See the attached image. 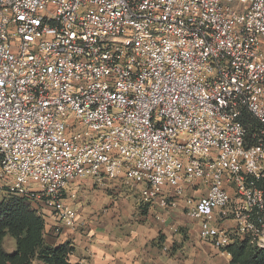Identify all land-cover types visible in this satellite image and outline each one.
<instances>
[{
  "label": "built area",
  "instance_id": "1",
  "mask_svg": "<svg viewBox=\"0 0 264 264\" xmlns=\"http://www.w3.org/2000/svg\"><path fill=\"white\" fill-rule=\"evenodd\" d=\"M204 3L81 0L62 7L61 0H0V141L7 145L0 148V178L5 186L31 203H43L73 227L76 210L66 195L85 178L142 185L145 203L167 191L180 198L184 187L204 185L203 197L185 199L187 215L201 222L202 239L227 255V247L240 240L264 249V0ZM37 19L39 24L31 23ZM73 32L76 38L65 43ZM66 60L68 75L81 77L72 76V83H82L93 96L99 91L89 88L93 82L119 95L117 84L135 87L151 73L146 85L170 90L155 111L175 99L177 114L188 126H180L175 137L160 135L169 125L150 113L160 139L148 141L140 131L131 136L136 123L129 118L139 106L135 93L124 97L129 111L122 121L115 119V105L105 107L111 123L77 113L81 93H66L72 101L60 99L59 87L50 83L57 72L45 71V65L58 69ZM100 69L108 71L95 80L93 70ZM124 72L127 77L117 74ZM41 101L48 104L43 111L37 107ZM84 108L99 110L96 104ZM244 111L259 123L252 135L241 120ZM126 126L129 131L122 132ZM162 199L163 207L173 203ZM36 212L41 215V209ZM224 217L235 220L234 230L221 228Z\"/></svg>",
  "mask_w": 264,
  "mask_h": 264
},
{
  "label": "crops",
  "instance_id": "2",
  "mask_svg": "<svg viewBox=\"0 0 264 264\" xmlns=\"http://www.w3.org/2000/svg\"><path fill=\"white\" fill-rule=\"evenodd\" d=\"M142 185H128L122 178L97 182L85 178L68 189L66 203L76 210V222L67 227L43 203L45 239L53 246L70 243L72 264H230L231 255L223 254L200 235L201 222L187 215L185 199L203 197L207 188L184 187V196L172 192L145 203ZM233 195V190L229 189ZM162 197L171 200L161 205ZM225 231L236 228L232 218L219 222ZM16 241L7 236L4 247ZM14 251V250H11ZM16 251V250H15Z\"/></svg>",
  "mask_w": 264,
  "mask_h": 264
},
{
  "label": "snow or ice",
  "instance_id": "3",
  "mask_svg": "<svg viewBox=\"0 0 264 264\" xmlns=\"http://www.w3.org/2000/svg\"><path fill=\"white\" fill-rule=\"evenodd\" d=\"M119 2V0H118ZM146 2V0H145ZM222 0H205L204 6L210 7L214 4H220ZM223 2L226 4L227 0H223ZM81 0H72V3H69L68 0H61V5L72 7L73 4H80ZM116 6V5H112ZM19 19L23 20L24 17L20 16ZM32 24H39L40 21L33 20L31 21ZM25 40H31L32 37L30 35H25L23 37ZM69 38H76V33H70L68 37L64 38V42L67 43ZM83 39L87 40L88 37L85 36ZM27 47V46H25ZM32 57L29 56V59ZM67 60L60 65L58 69H55L54 66L45 65V71L47 73H53L54 71L57 72L56 75L51 76L50 83L53 84V86L59 87V93H60V99L64 100L65 102L72 101V97L66 93H71L72 91H79L83 97V100L81 103L75 104V111L77 113H83L84 115L88 116L89 119H91L93 116H97L100 120L106 121L108 123L112 122L113 117L109 116L108 113L105 111V107L115 105L116 112H115V119L118 121L124 120V117L128 115L129 109L125 108L124 105L126 103L125 101V95H131L132 93H135L134 99L138 102V107L136 108V111L134 112L133 116L130 117V120H134L136 123V127L131 129L129 134L131 136L136 135L137 131L143 132V136L147 138L148 141L152 140H159L160 136H157L153 131V125L150 121V113H153L158 119L160 120H166L169 127L166 129L165 133H161L160 135H166L167 132H170L173 137L177 135V132L181 130L180 126H183L186 128L188 124L184 122V120L181 118L180 115L177 114V108H176V100L173 99L169 102L167 108H162L160 112H156L155 109L157 107H161L162 101L164 100L165 93L170 94V90L165 85L163 90H160L159 88H152V85L145 84L144 81H146L149 76H151V73H148L147 76L141 77V82L138 83L135 87L132 86L131 82H129L128 87H125L123 84H117V88L120 92L119 95H109L107 92L104 91L105 88L108 87L107 84H104L101 86L100 83H91L89 85V88L92 91H96V89H99L98 92H96V95L93 96L89 92L84 91L82 83L73 84L72 83V76H75L77 80H81L80 76H77L76 73L72 72L71 76L68 75L69 72H71V69H66ZM126 67H131V65H127ZM84 71H88V66H83ZM94 71V79L99 80L100 76L105 75L108 70L106 69H100L99 71ZM147 72V69H145ZM118 75H123L125 77L128 76V72L124 73H117ZM134 79V77H133ZM158 83V82H157ZM4 87V82L0 81V89ZM142 87H148L151 89V92H141L140 89ZM147 98V99H145ZM24 100H28L29 97L25 95L23 97ZM55 103L58 105L59 100H56ZM204 103V100L201 99L197 102ZM85 104H96L98 105L99 110L94 113H89L84 108ZM71 106V105H69ZM37 107H40L43 111L44 109L48 108V104L44 101H41V104ZM21 107L17 106V111H20ZM111 111V108L108 109ZM184 110L187 111V104L184 106ZM49 111H54L53 109H49ZM59 111H64V108H59ZM29 118H31L32 113H27ZM55 119V116L52 117ZM23 123V121H21ZM45 124L46 131L51 132L53 128L51 126H48L46 124V121L43 122ZM189 123H192L194 126L197 123L196 121H189ZM129 131L127 126L121 130ZM37 134H40L39 128H37ZM29 137H31L32 133L29 131L27 133ZM58 137L56 136H48V140H56ZM43 142V141H41ZM33 143L35 141L33 140ZM31 145L23 144L22 147H30ZM7 147L6 144L3 143V141H0V148ZM17 147H21V145H18ZM153 147H156V145H153Z\"/></svg>",
  "mask_w": 264,
  "mask_h": 264
},
{
  "label": "trees",
  "instance_id": "4",
  "mask_svg": "<svg viewBox=\"0 0 264 264\" xmlns=\"http://www.w3.org/2000/svg\"><path fill=\"white\" fill-rule=\"evenodd\" d=\"M241 120L250 135L259 128L258 121L248 111L243 112ZM7 236L16 241L13 253L4 247ZM227 251L231 255L230 264H264V249L256 248L249 240L236 241ZM72 252L70 243L50 245L45 239L43 216L27 198L6 189L0 200V264H72L69 261Z\"/></svg>",
  "mask_w": 264,
  "mask_h": 264
},
{
  "label": "rangeland",
  "instance_id": "5",
  "mask_svg": "<svg viewBox=\"0 0 264 264\" xmlns=\"http://www.w3.org/2000/svg\"><path fill=\"white\" fill-rule=\"evenodd\" d=\"M5 184H6V182L3 179L0 178V200L2 199V197L4 195V192H6V189H7ZM11 241H13V240L11 239ZM6 250L8 252H10V253L15 252V250H16L15 242L13 241V245L12 244H8L6 246ZM11 250H14V251H11Z\"/></svg>",
  "mask_w": 264,
  "mask_h": 264
}]
</instances>
